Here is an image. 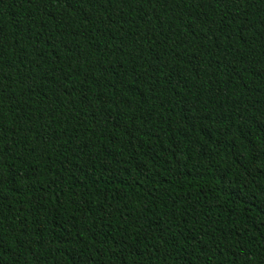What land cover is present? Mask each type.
Wrapping results in <instances>:
<instances>
[{"label":"trees","instance_id":"trees-1","mask_svg":"<svg viewBox=\"0 0 264 264\" xmlns=\"http://www.w3.org/2000/svg\"><path fill=\"white\" fill-rule=\"evenodd\" d=\"M0 264H264V0H0Z\"/></svg>","mask_w":264,"mask_h":264}]
</instances>
